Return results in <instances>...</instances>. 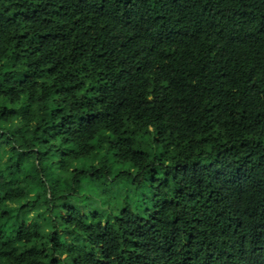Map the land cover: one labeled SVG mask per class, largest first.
Segmentation results:
<instances>
[{"label":"trees","instance_id":"trees-1","mask_svg":"<svg viewBox=\"0 0 264 264\" xmlns=\"http://www.w3.org/2000/svg\"><path fill=\"white\" fill-rule=\"evenodd\" d=\"M0 264H264V0H0Z\"/></svg>","mask_w":264,"mask_h":264}]
</instances>
